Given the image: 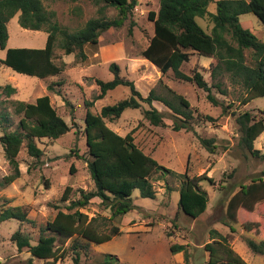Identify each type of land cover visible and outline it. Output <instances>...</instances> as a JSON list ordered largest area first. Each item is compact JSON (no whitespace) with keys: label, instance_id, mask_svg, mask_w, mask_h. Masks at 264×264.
<instances>
[{"label":"rangeland","instance_id":"374dc122","mask_svg":"<svg viewBox=\"0 0 264 264\" xmlns=\"http://www.w3.org/2000/svg\"><path fill=\"white\" fill-rule=\"evenodd\" d=\"M48 10L55 11L54 19L70 31H76L89 18L99 16V9L107 17H114L117 9L95 0H42ZM159 0H139L132 14L119 27H110L102 31L97 45H86L87 60L77 61L73 53L64 54L58 46L54 48V61L64 62V70L57 75L37 77L13 70L0 63V85L9 83L15 92L6 96L0 90V134L3 131L18 129L20 115L15 114L13 101L34 102L36 97L48 94L52 105L70 126L67 133L57 139L38 138L36 144L43 150L39 159L30 156L24 144L17 154L18 177L11 183L0 184V211L9 206H22L35 224L20 222L16 219L0 221V264H27L30 254L25 248L18 251L11 235L20 230L28 234L34 242L40 229L50 220L59 202L64 188L72 187L70 199L79 196V190H93L94 183L87 168L83 118L86 107L84 101H92L90 110L100 111L104 105L112 104L129 95L126 86H117L107 91L103 98L95 99L98 86L95 78L109 80L113 74L109 65L115 63L119 74L133 81L136 89L145 96L150 90L161 97L175 101L174 94L186 98L192 110L190 128L175 130L172 126L173 113L159 101L152 104L163 114V124L154 126L142 116L147 108L125 109L119 118L106 124L121 135L132 131L135 143L154 158L162 168L153 173L150 180L154 197H142L138 189L132 192L134 209L124 215L109 219L110 210L94 197L80 211L88 217H95L99 232H107L112 225L120 228V233L112 239L95 244L80 240L85 244L81 250L82 264H96L110 254L117 258L114 264H209V252L205 244L213 242L214 237L226 235L229 246L248 263L264 264V253H253L245 239L253 235L245 229L244 223L252 221L254 215L260 220L264 233V201L256 211L248 213L238 209L239 221L227 224L225 210L229 197L240 185L249 183L264 169V159L252 156L239 144L240 133L235 116L238 112L250 111L256 117L264 114V96H257L246 104L242 99L245 89L233 82L224 73L212 78L210 74L212 58L193 53L180 69L185 74L195 70L201 72L209 85L221 81L220 92L212 86L211 93L217 99L214 104L207 99V92L193 82L176 78L171 70L162 73L149 60L143 58L141 51L146 47L153 34V22L148 11H157ZM16 13L7 22L8 47L45 46L47 33L44 30H30L20 26ZM197 21L208 30L207 20ZM240 23L249 28L261 40H264V24L252 13L239 16ZM6 48L0 49V58L5 56ZM248 56V53H247ZM61 81L60 95L47 90L49 83ZM68 100L70 104L66 103ZM202 115H209L213 120ZM6 114L7 120L1 118ZM200 137L215 139V152L204 148ZM254 148L264 154V131L255 139ZM73 169V172L70 171ZM14 166L6 158L0 143V182L13 174ZM200 176L201 188L207 192L206 210L192 218L178 206L179 188L182 174ZM211 178L212 181L208 179ZM44 230V234H49ZM258 241V237H254ZM73 236L58 239L56 245L64 248L65 257L57 264H73L72 253L68 249ZM171 245H181L179 251H172ZM31 264H44V259L32 257ZM215 264H226L220 259Z\"/></svg>","mask_w":264,"mask_h":264},{"label":"trees","instance_id":"16d2710c","mask_svg":"<svg viewBox=\"0 0 264 264\" xmlns=\"http://www.w3.org/2000/svg\"><path fill=\"white\" fill-rule=\"evenodd\" d=\"M75 1V0H71ZM101 1L117 9L114 17H107L101 8L99 16L86 20L76 31H70L60 25L55 19V11L45 8L42 0H0V49L6 48L8 40L7 22L16 13L21 27L30 30H44L47 33L45 46L8 47L0 63L13 70L46 77L57 75L64 70L65 63L54 61V48L58 40L59 48L64 54L73 53L80 62L87 60L86 45H97L100 33L110 27H119L132 14L139 0H95ZM244 13L254 14L264 24V0H159L157 11L149 10L148 18L153 22V34L148 44L141 51L143 58L149 60L162 73L171 70L176 78L193 82L198 88L207 92V99L218 104L211 93L214 86L223 92L221 81L209 85L201 72L195 70L188 75L181 71L180 66L187 62L195 53L212 58L210 74L212 78L226 73L229 78L240 84L246 91L242 104H246L257 96H264V40L259 39L249 29L244 27L239 16ZM197 18L207 20L206 30ZM248 53V56H247ZM113 76L109 80L96 77L98 93L95 99L103 98L107 91L121 85L129 89V95L112 104L104 105L97 113L89 108L92 101H84L86 107L83 118V134L85 136L86 153L88 154L87 168L94 183V189L79 190L76 199H70L72 187L67 185L59 202H68L64 207L58 204L54 216L40 229L37 239L32 242L30 236L20 230L11 235L18 251L27 250L31 264L32 257L44 259V264H57L66 254L64 248L56 245L58 239L73 236L71 251L73 264H82L81 250L87 240L95 244L106 242L121 231L117 225H112L107 232H99L95 217H88L80 211L92 198L98 197L100 203L110 210L109 219H115L134 209L132 192L139 190L142 197L153 198L154 189L151 176L162 166L149 154L145 153L134 141L132 131L121 135L106 124L120 117L127 108H140L142 116L154 126L163 124V114L153 106V101H159L173 113L172 126L175 130L190 128L192 110L189 101L180 94H174L175 101L158 96L150 90L143 96L135 87L132 80L119 74L115 63L109 65ZM61 81L49 83L47 90L60 95ZM1 93L9 96L15 92V87L9 83L0 85ZM66 103L70 104L68 100ZM14 112L20 115L18 129L3 131L0 143L9 162L14 166V173L3 178L2 183H11L18 177L17 154L24 144L27 153L39 159L43 150L36 144L38 138L57 139L70 129L68 123L52 105L48 94L36 97L34 102L24 100L13 101ZM213 120L209 115H202ZM1 118L7 120L6 114ZM238 125L239 144L252 156L264 159L259 149L254 148L255 139L264 131V114L256 117L250 111L238 112L235 116ZM200 144L209 152L214 153L217 145L213 137L199 138ZM73 172V169L70 168ZM183 179L179 188L178 206L186 215L196 218L207 207V192L201 188L200 176L182 174ZM212 181L211 178L208 179ZM264 201V169L260 175L252 178L247 184L240 185L228 199L225 216L230 229V223H237L238 209L248 213L256 211L260 202ZM16 219L20 222L35 224L28 217L27 210L22 206H9L0 211V221ZM254 237H247L245 242L253 253H264V233L260 227L259 218L254 215L252 221L243 224ZM48 230L49 234H44ZM181 245H171L172 251H179ZM209 252L208 263L215 264L223 259L226 264H251L243 260L228 244L226 235L214 237L213 242L206 243ZM117 258L106 254L96 264H114ZM123 264V263H122Z\"/></svg>","mask_w":264,"mask_h":264}]
</instances>
